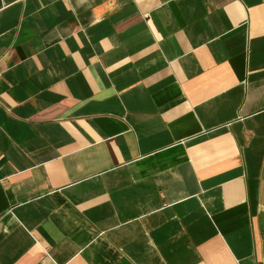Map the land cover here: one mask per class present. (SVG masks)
<instances>
[{"label":"crops","instance_id":"crops-1","mask_svg":"<svg viewBox=\"0 0 264 264\" xmlns=\"http://www.w3.org/2000/svg\"><path fill=\"white\" fill-rule=\"evenodd\" d=\"M0 264H264V0H0Z\"/></svg>","mask_w":264,"mask_h":264}]
</instances>
